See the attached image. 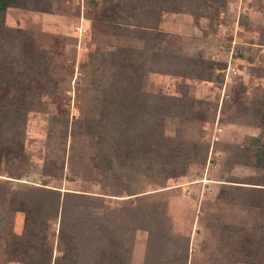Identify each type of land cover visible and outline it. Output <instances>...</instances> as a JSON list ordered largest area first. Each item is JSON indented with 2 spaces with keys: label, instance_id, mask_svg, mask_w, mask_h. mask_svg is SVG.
I'll list each match as a JSON object with an SVG mask.
<instances>
[{
  "label": "trees",
  "instance_id": "trees-1",
  "mask_svg": "<svg viewBox=\"0 0 264 264\" xmlns=\"http://www.w3.org/2000/svg\"><path fill=\"white\" fill-rule=\"evenodd\" d=\"M59 0H0V238L8 262L21 264H129L135 231L147 233L143 264H187L189 240L172 237L163 201L153 200L169 180L183 177L191 164L206 161L208 145L164 133V119L204 120L199 102L150 93L149 74L218 82L202 60L185 59L160 47L167 34L165 14L187 13L194 21L207 17L222 0H93L95 24L110 27L109 50L87 54L81 68L91 67L90 86L75 85L80 107L76 117L50 116L48 152L41 174L63 175L68 150L97 173L101 192L92 194L58 188L26 186L22 179L28 115L44 112L43 100L63 102L65 78L53 72L57 43L43 46L32 31L5 24L8 9L55 14ZM60 10V9H59ZM182 65V68H179ZM226 65L216 71L223 81ZM231 122L264 130V92L248 105L237 93ZM234 162L261 171L243 182L228 180L216 195L236 217H215L212 243L193 264H264V141L234 147ZM147 187L154 190L145 191ZM114 197L129 206L104 209L100 217L77 216L78 207L101 208ZM21 214L22 231H12ZM51 222L57 223L55 246L49 242ZM40 241V243L38 242ZM56 251V256L54 252Z\"/></svg>",
  "mask_w": 264,
  "mask_h": 264
},
{
  "label": "rangeland",
  "instance_id": "rangeland-1",
  "mask_svg": "<svg viewBox=\"0 0 264 264\" xmlns=\"http://www.w3.org/2000/svg\"><path fill=\"white\" fill-rule=\"evenodd\" d=\"M217 9L210 8L207 17L194 21L187 13L165 14L160 24L167 34L161 48L181 58L202 60L208 65L204 73L218 80L216 83L175 77L165 74H149L147 90L168 96L186 98L199 102L195 110H202L204 120H184L166 117L164 133L174 137L177 130L181 138L201 141L208 145L206 161L191 164L185 176L169 180L163 189L147 187L145 191L157 190L153 200L163 201L169 220L172 237L189 240L188 263H200L204 258L203 245L207 250L212 243L210 226L215 217L229 219L236 217L223 203L216 201L218 190L228 180L243 182L262 172L234 162V147L254 146L264 141V130L232 123L233 101L240 93L241 101H250L264 92V0H222ZM60 10L55 14L37 13L19 9H8L5 24L10 28L32 31L40 43L49 47L57 43L58 56L53 72L66 80L63 102L59 105L43 100L44 112L28 115L25 149L27 159L22 167L23 180H11L14 189L26 186L58 188L61 191H77L98 194L101 192L97 173L90 165L82 163L77 153L68 150L65 155L63 175L49 179L42 176V164L48 152L46 133L50 116L64 115L72 119L80 107L75 100V85L90 86L91 67L81 68L87 54L99 47L110 49L111 28L95 24L92 18L97 11L93 0H59ZM226 65L223 81L219 80ZM182 65H179V68ZM215 88V89H214ZM209 90V91H208ZM212 93L210 94L209 92ZM78 105V106H77ZM5 178L0 177V181ZM125 197H114L101 208L78 207L77 216L100 217L106 207L116 210L129 206ZM106 210V209H105ZM21 214L13 216L12 231H22ZM57 223L51 222L49 242L55 246ZM5 238H0V264H21L8 262L4 255ZM40 243V241H38ZM147 247V233L135 231L132 237L129 264H143ZM56 256V251L54 252Z\"/></svg>",
  "mask_w": 264,
  "mask_h": 264
},
{
  "label": "crops",
  "instance_id": "crops-1",
  "mask_svg": "<svg viewBox=\"0 0 264 264\" xmlns=\"http://www.w3.org/2000/svg\"><path fill=\"white\" fill-rule=\"evenodd\" d=\"M209 84H211V85H213L212 83H209ZM215 89V88H214ZM209 91V90H208ZM210 94L212 93V91L211 92H209Z\"/></svg>",
  "mask_w": 264,
  "mask_h": 264
}]
</instances>
